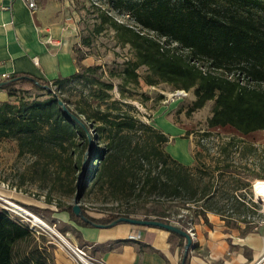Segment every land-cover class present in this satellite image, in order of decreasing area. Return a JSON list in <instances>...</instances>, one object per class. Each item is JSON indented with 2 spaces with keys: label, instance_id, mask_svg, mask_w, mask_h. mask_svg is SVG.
<instances>
[{
  "label": "trees",
  "instance_id": "trees-1",
  "mask_svg": "<svg viewBox=\"0 0 264 264\" xmlns=\"http://www.w3.org/2000/svg\"><path fill=\"white\" fill-rule=\"evenodd\" d=\"M111 2L124 6L141 28L134 29L105 13L95 28L100 32L107 24L114 30L116 42L131 50L120 71L109 73L120 79V95L124 94L122 86L139 83L138 69L145 67L147 85L165 82L175 89L192 90L194 99L187 114L213 100L207 128L229 125L242 132L264 128V0ZM101 75L97 66L77 61L76 70L65 77L46 80L16 74L0 79V88L8 96L21 93L17 99L0 101V138L15 139L19 155L34 157L33 168L56 167L50 185L59 193L54 198L51 190L46 192L44 202L53 204L56 211H66L79 226H107L134 212L110 211L96 218L79 205L84 216L80 217L64 201L97 189L127 202H146L150 196L151 218L174 221L183 229L192 224V218L210 225L209 213L242 235L258 228L246 215L257 206L252 180H264V156L255 162L258 155H264V146L229 137L215 147L208 161L203 155L209 154L208 149H196L192 164L186 165L166 150L167 134L137 118L127 101L112 99L115 85ZM75 83L88 91L79 93L71 105L57 91ZM44 88V94H25ZM207 132L202 135L209 137ZM189 134L186 131L184 136ZM96 140L104 142V147L96 145ZM242 158L249 161L241 167ZM161 198L174 202L171 215L157 211ZM181 208L192 212L181 215ZM170 237H178L183 248V237L174 233ZM53 248L43 233L0 208V264H57Z\"/></svg>",
  "mask_w": 264,
  "mask_h": 264
},
{
  "label": "rangeland",
  "instance_id": "rangeland-1",
  "mask_svg": "<svg viewBox=\"0 0 264 264\" xmlns=\"http://www.w3.org/2000/svg\"><path fill=\"white\" fill-rule=\"evenodd\" d=\"M53 4V13L59 18L61 28H63L69 36L71 41V48L75 57V62L87 66H97L98 73H102L101 78L112 81L114 88L110 92L112 99H121L130 103L133 107V114L146 123H151L156 128L162 130L169 136V141L166 145V150L178 161L183 163L188 156L192 158L194 150L206 151L209 154L203 153L206 161L216 151L215 147L223 143L229 137L241 138L245 142L252 143L257 147L264 146V128L242 132L239 129L226 125L207 128L205 121L211 113L213 100L207 101L203 107L186 113V109L194 99L192 90L184 91L182 89H175L173 86L160 82L156 85H147L143 81L145 74V67L138 69L140 75L139 83L137 85L122 86L123 93L120 95L117 85L120 82L118 77H110L109 73H117L120 71L123 61L131 57V50L128 45L121 46L116 42L114 37V30L107 24L103 25L100 32H95L96 25L100 22L103 13L110 15L114 20L125 23L134 29L141 30L140 26L135 24L132 20L131 14L124 8V6H112L111 0H49ZM116 3L117 0H113ZM125 3L127 0H122ZM134 1V0H133ZM115 5V4H114ZM80 58V60H78ZM260 86H263L261 84ZM54 89V88H53ZM88 88L81 83H75L72 86H66L57 93L68 101L71 105L77 98L79 93H87ZM2 93V100L17 99L21 94L16 92L11 97L8 96L7 91L0 88ZM47 89L43 90L31 89L25 94L35 95L46 93ZM104 108V105H101ZM186 131H190L188 136H184ZM209 133V137L203 136L202 133ZM197 141L200 145L196 146ZM96 145L104 147V142L96 140ZM177 145V146H176ZM178 147V148H177ZM188 153V154H187ZM89 151H85L83 155V164H86ZM263 157L260 154L255 159L257 163ZM249 159V158H248ZM34 157L29 154H18L17 141L13 138H0V208L12 211L10 205L5 201H12L19 206L27 209L29 212L36 214L42 218L49 226L59 232L70 245H76L85 250L86 255L91 256L94 260H98L91 251L82 246L80 238H78V231L75 230L77 225L70 217L66 220H61L62 211H56L53 204L44 202L43 195L50 192L51 179L55 176L56 167L49 165L46 168L38 165L37 168L31 166ZM193 161V158H192ZM246 158H242L240 165L245 162ZM42 165V163H41ZM245 173L250 174L249 170L245 168ZM80 175L77 176V180ZM262 179L252 180L253 198L257 202V206L253 212H249L246 217L257 223L258 228L255 231L264 232V205L260 198L254 192V182ZM247 191V190H246ZM58 190H51L52 197H56ZM64 198L65 203H74V197ZM76 196V195H75ZM79 205L85 206L87 213L90 216L100 218L104 217L110 211H125L133 210L129 214L132 218H148L150 219V196L147 197L146 202L115 200L106 191H82L81 196L77 199ZM160 203L155 207L159 213L164 215H171L175 211L174 202L171 200H164L161 198ZM16 210V209H15ZM66 212V211H64ZM181 215L191 213V210L181 208L179 211ZM146 216V214H148ZM15 214V213H14ZM16 217L23 220L30 227H33L37 232L43 233L53 243V254L57 264H85L65 243L56 237L52 232L44 227L33 226L28 217L16 213ZM211 213H209L210 215ZM215 215V214H214ZM217 216V215H216ZM193 222L186 227H191L196 234H203L202 227L207 228L200 218H192ZM197 219V220H196ZM172 223L174 221H171ZM141 226V225H138ZM185 227V228H186ZM61 230V232L59 231ZM229 232L226 228L221 229ZM176 241V237L170 238ZM230 249L232 246L230 245ZM84 255L86 259L88 257Z\"/></svg>",
  "mask_w": 264,
  "mask_h": 264
},
{
  "label": "crops",
  "instance_id": "crops-1",
  "mask_svg": "<svg viewBox=\"0 0 264 264\" xmlns=\"http://www.w3.org/2000/svg\"><path fill=\"white\" fill-rule=\"evenodd\" d=\"M52 8L49 0H36L35 9L28 8L24 0H0V78L29 74L52 80L76 70L68 33ZM192 162L189 154L183 160L186 165ZM61 214V220L69 217L67 212ZM208 221L210 225L200 221L207 228L199 224L203 234H196L187 264H264V232L242 235L214 214H208ZM75 228L81 245L107 264H180L179 239L172 241L165 229L126 222ZM131 233H139V238L128 239Z\"/></svg>",
  "mask_w": 264,
  "mask_h": 264
},
{
  "label": "water",
  "instance_id": "water-1",
  "mask_svg": "<svg viewBox=\"0 0 264 264\" xmlns=\"http://www.w3.org/2000/svg\"><path fill=\"white\" fill-rule=\"evenodd\" d=\"M60 104H63V103L60 102ZM63 108L67 113H69L64 105H63ZM71 116L73 118H75L74 115L71 114ZM90 147H91V142H89V144H88L87 151L90 150ZM77 201L78 200L75 198L74 203L72 205V211L75 215L80 216V217H84L82 212H81V208H80ZM121 222H126V223H130V224H135V225L159 227V228L165 229L166 231H168L170 233H174V234H177V235L183 237L184 238V245L182 248V256H181L180 264L185 263L188 252L193 248V241L185 229L181 228L180 226L176 225L175 223L164 222V221H160V220L154 219V218L148 219V218L119 217L118 219L109 223L107 226L96 225L95 227H100V228L101 227H108V226H113V225H115L117 223H121ZM46 229L49 230L50 232H52L60 240H62L67 246H69V248H72L70 243H68V241L59 232H57L53 228L52 229L46 228Z\"/></svg>",
  "mask_w": 264,
  "mask_h": 264
},
{
  "label": "bare ground",
  "instance_id": "bare-ground-1",
  "mask_svg": "<svg viewBox=\"0 0 264 264\" xmlns=\"http://www.w3.org/2000/svg\"><path fill=\"white\" fill-rule=\"evenodd\" d=\"M253 187H254V192H255L256 196H258L260 198L262 204L264 205V180L255 181ZM5 202L8 205H10L11 208L16 209L18 212L20 211L21 215L25 216L26 218L28 217L29 221L31 222V224L33 226L50 228V226L42 218H40L36 214H33L32 212H29L27 209L19 206L18 204L14 203L12 201L6 200ZM63 244H64V242H63ZM78 257L81 260H83V262H86V258L85 257H83L81 255H79Z\"/></svg>",
  "mask_w": 264,
  "mask_h": 264
},
{
  "label": "built area",
  "instance_id": "built-area-1",
  "mask_svg": "<svg viewBox=\"0 0 264 264\" xmlns=\"http://www.w3.org/2000/svg\"><path fill=\"white\" fill-rule=\"evenodd\" d=\"M27 7L30 8V9H35L36 8V0H24ZM49 39V38H48ZM50 41V39L48 40ZM6 75H3L0 79H3ZM8 211V210H7ZM10 212V211H8ZM12 213L14 216H16L18 213L17 210L15 209H12V211L10 212ZM15 213V214H14ZM191 223H189L188 225L190 226ZM185 230L187 231V233L189 234V236L191 237L192 241H193V244L194 242L196 241V238H197V235H196V232L191 228V227H186ZM139 238V233H131L128 235V239H138ZM72 248H70L77 256L81 255V256H84L86 255V252L85 250H83V248H80L76 245H71ZM88 259H86V262L85 264H107L105 261L101 260V259H98V260H94L91 256H88Z\"/></svg>",
  "mask_w": 264,
  "mask_h": 264
}]
</instances>
